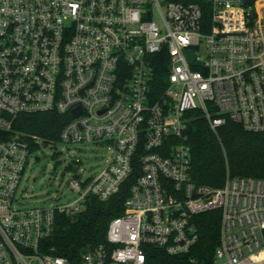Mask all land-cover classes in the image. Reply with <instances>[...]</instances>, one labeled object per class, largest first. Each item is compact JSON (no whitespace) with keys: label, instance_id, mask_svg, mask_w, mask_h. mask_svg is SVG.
Returning <instances> with one entry per match:
<instances>
[{"label":"built area","instance_id":"obj_1","mask_svg":"<svg viewBox=\"0 0 264 264\" xmlns=\"http://www.w3.org/2000/svg\"><path fill=\"white\" fill-rule=\"evenodd\" d=\"M204 1L208 24L199 3L0 0V264H69L42 252L56 216L110 200L137 157L124 214L81 264H148V247L184 264H264V179L228 174L222 188L198 186L186 143L193 111L216 134L228 121L264 133V0ZM162 59L168 84L158 90ZM41 113L69 117L55 145H101L109 158L70 181L76 200L26 208L19 188L32 145L44 142L15 123ZM214 211L219 244L204 262L191 255L197 218Z\"/></svg>","mask_w":264,"mask_h":264},{"label":"trees","instance_id":"obj_2","mask_svg":"<svg viewBox=\"0 0 264 264\" xmlns=\"http://www.w3.org/2000/svg\"><path fill=\"white\" fill-rule=\"evenodd\" d=\"M179 3H199L204 20L210 23V4L204 0H173ZM252 1V0H251ZM161 56H166L163 54ZM164 58V57H162ZM158 90L168 84V70L164 59L155 64ZM187 141L192 153L190 177L198 186L222 188L227 175L264 179V133L246 131L242 125L228 121L213 132L200 111L188 114ZM69 117L57 113L22 115L15 129L29 137L41 139L46 146L60 141ZM32 145V152L38 150ZM141 154V151H140ZM141 175L139 157L134 161V171L120 192L108 201L90 198L79 214L56 216L52 236L42 243V252L61 257L69 264H81L83 254L90 248L107 244L110 223L124 214L125 203L131 189ZM201 240L191 255L209 262L219 244L220 212L214 211L197 218ZM148 264H184L186 257H171L164 250L148 247Z\"/></svg>","mask_w":264,"mask_h":264},{"label":"rangeland","instance_id":"obj_3","mask_svg":"<svg viewBox=\"0 0 264 264\" xmlns=\"http://www.w3.org/2000/svg\"><path fill=\"white\" fill-rule=\"evenodd\" d=\"M39 145L29 160L19 188V197L26 208L76 200L70 181L96 175L109 158L107 147L96 144L45 146L39 142Z\"/></svg>","mask_w":264,"mask_h":264},{"label":"water","instance_id":"obj_4","mask_svg":"<svg viewBox=\"0 0 264 264\" xmlns=\"http://www.w3.org/2000/svg\"><path fill=\"white\" fill-rule=\"evenodd\" d=\"M75 113H76V112H75ZM75 113H74V114H75Z\"/></svg>","mask_w":264,"mask_h":264}]
</instances>
